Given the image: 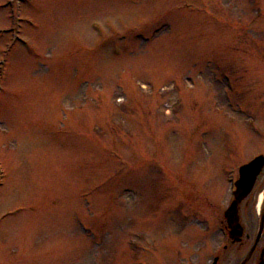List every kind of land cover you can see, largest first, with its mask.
<instances>
[{"label":"rangeland","instance_id":"obj_1","mask_svg":"<svg viewBox=\"0 0 264 264\" xmlns=\"http://www.w3.org/2000/svg\"><path fill=\"white\" fill-rule=\"evenodd\" d=\"M231 82L264 112V0H0V264H210Z\"/></svg>","mask_w":264,"mask_h":264},{"label":"flooded vegetation","instance_id":"obj_2","mask_svg":"<svg viewBox=\"0 0 264 264\" xmlns=\"http://www.w3.org/2000/svg\"><path fill=\"white\" fill-rule=\"evenodd\" d=\"M228 85L233 94L225 99L243 118L239 124L245 130L242 132L238 127L235 137L236 148L243 156L232 169L224 170L228 172L226 182L230 188L225 208L235 207L236 217L228 220L223 213L219 224L225 241L214 252L210 264H264V112L252 109L248 99L232 87V82ZM259 102H264V96ZM255 159L263 163L257 174L255 169L242 178L240 169Z\"/></svg>","mask_w":264,"mask_h":264},{"label":"water","instance_id":"obj_3","mask_svg":"<svg viewBox=\"0 0 264 264\" xmlns=\"http://www.w3.org/2000/svg\"><path fill=\"white\" fill-rule=\"evenodd\" d=\"M262 162L260 159H255L252 162H250L249 164H247L246 166H243L240 169V175L242 178H244V176L248 175L249 172L253 171L256 169L254 174H257L258 170L261 168L262 166ZM254 176V175H253ZM247 191H244L242 194L245 195ZM242 195V197H243ZM225 219H234L236 217V208L235 207H230L224 214Z\"/></svg>","mask_w":264,"mask_h":264}]
</instances>
